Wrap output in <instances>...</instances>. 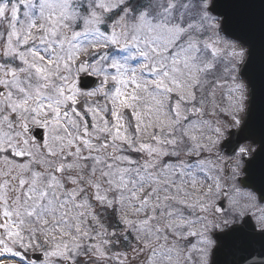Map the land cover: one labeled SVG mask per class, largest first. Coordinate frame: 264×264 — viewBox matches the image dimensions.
Returning a JSON list of instances; mask_svg holds the SVG:
<instances>
[{"label":"snow or ice","instance_id":"obj_1","mask_svg":"<svg viewBox=\"0 0 264 264\" xmlns=\"http://www.w3.org/2000/svg\"><path fill=\"white\" fill-rule=\"evenodd\" d=\"M0 264H264V0H0Z\"/></svg>","mask_w":264,"mask_h":264}]
</instances>
